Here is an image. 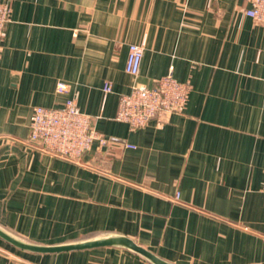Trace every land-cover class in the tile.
Segmentation results:
<instances>
[{"label": "crops", "instance_id": "crops-1", "mask_svg": "<svg viewBox=\"0 0 264 264\" xmlns=\"http://www.w3.org/2000/svg\"><path fill=\"white\" fill-rule=\"evenodd\" d=\"M11 5L0 57V264H264V23L248 3ZM144 38L134 76L129 45ZM170 72L192 85L184 111L136 130L116 119L120 94ZM70 97L110 138L80 162L30 142L33 108Z\"/></svg>", "mask_w": 264, "mask_h": 264}, {"label": "built area", "instance_id": "built-area-1", "mask_svg": "<svg viewBox=\"0 0 264 264\" xmlns=\"http://www.w3.org/2000/svg\"><path fill=\"white\" fill-rule=\"evenodd\" d=\"M245 12L254 20L264 23V0H245ZM11 0H0V57L4 29L10 20ZM146 39L129 45L126 71L136 76L140 72ZM68 83L60 80L57 91L63 93ZM104 94L112 91V83L105 82ZM192 85L189 81L178 80L172 72L159 78L153 86L134 84L130 91L120 94L116 119L126 122L130 129L136 130L151 121L165 122L172 113L185 110ZM110 138L93 126V118L79 107L75 98H66L59 106L37 105L30 117V142L44 152L52 153L75 162L94 142L106 145ZM128 146H134L127 144Z\"/></svg>", "mask_w": 264, "mask_h": 264}, {"label": "water", "instance_id": "water-1", "mask_svg": "<svg viewBox=\"0 0 264 264\" xmlns=\"http://www.w3.org/2000/svg\"><path fill=\"white\" fill-rule=\"evenodd\" d=\"M128 244L134 248L135 250L147 255V256H151V253L146 250L145 248H143L142 246L138 245L136 242H134L133 240H128ZM90 245V244H88ZM62 249H67L66 247L65 248H62Z\"/></svg>", "mask_w": 264, "mask_h": 264}]
</instances>
